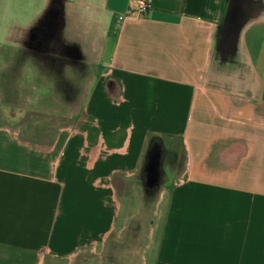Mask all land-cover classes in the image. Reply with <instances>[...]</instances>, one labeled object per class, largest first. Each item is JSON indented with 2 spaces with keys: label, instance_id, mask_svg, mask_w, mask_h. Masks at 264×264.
I'll return each mask as SVG.
<instances>
[{
  "label": "crops",
  "instance_id": "1",
  "mask_svg": "<svg viewBox=\"0 0 264 264\" xmlns=\"http://www.w3.org/2000/svg\"><path fill=\"white\" fill-rule=\"evenodd\" d=\"M91 1L88 32L66 0L61 53L19 52L42 76L21 80L20 101L57 122L13 125L0 109V264L107 241L156 156L162 226L147 264H264V0H151L145 17H125L131 0ZM78 50L95 70L76 98Z\"/></svg>",
  "mask_w": 264,
  "mask_h": 264
},
{
  "label": "rangeland",
  "instance_id": "2",
  "mask_svg": "<svg viewBox=\"0 0 264 264\" xmlns=\"http://www.w3.org/2000/svg\"><path fill=\"white\" fill-rule=\"evenodd\" d=\"M73 1L77 3L75 13L78 20L75 27L82 31H88L85 25L94 4L91 0ZM48 11L49 0H0V64L1 66L4 63L9 64L7 69L0 68V87L4 92V101L0 103V109L4 107L3 105L11 106V113H13L12 117L7 116L1 121L8 120L13 125L27 124L31 128L35 126L37 120L43 121L44 124H56L57 122V119L52 117L44 119L38 117L37 112L29 109V102L20 101L21 92L26 90L20 86L21 80H25V77L31 80L36 77L42 78V76H37L34 66L24 68L25 65L21 64L19 39L31 27L33 30L39 23V18ZM79 44L80 48L81 44L85 50L88 48L87 43L83 44L79 40L76 44L77 49ZM78 51H76V55L82 58L81 51ZM77 66L74 72L77 81L76 98L82 94L81 84L88 76L87 74L95 70V65L91 63L86 64L85 68L79 64ZM46 100L48 99H45L44 102ZM56 104L63 110L67 108L62 102ZM26 111H29L28 116H26ZM174 144L177 145L178 151L180 149L183 151L180 141ZM158 164H160L158 156L152 157L150 165L156 168ZM164 169L168 174L165 184L169 185L174 176V169L168 163L164 165ZM148 170L139 176L138 193H125V197L123 196L127 206L126 213L107 241L96 246H89L81 253L67 259L53 258L46 264H147V258L157 249L156 243L159 240L162 226L161 210L157 205L159 187L151 186L150 180H148L150 177ZM153 239L154 241H152Z\"/></svg>",
  "mask_w": 264,
  "mask_h": 264
},
{
  "label": "flooded vegetation",
  "instance_id": "3",
  "mask_svg": "<svg viewBox=\"0 0 264 264\" xmlns=\"http://www.w3.org/2000/svg\"><path fill=\"white\" fill-rule=\"evenodd\" d=\"M66 12V0H49V11L39 18V23L35 26L33 30L32 27L27 30L20 39V58L22 61L26 62L34 54H39L42 56V53L52 55L61 53L64 49V44L62 38L57 34L61 30V26L65 20ZM238 22L235 21L233 27ZM48 57V56H44ZM76 59L74 63L79 64L83 63L79 60V56L73 55ZM44 59V58H43ZM42 62L47 64V66L53 69V60L51 58L47 61ZM65 61L61 55L58 56L57 61H54V64L60 65L64 64ZM57 66V67H58Z\"/></svg>",
  "mask_w": 264,
  "mask_h": 264
},
{
  "label": "built area",
  "instance_id": "4",
  "mask_svg": "<svg viewBox=\"0 0 264 264\" xmlns=\"http://www.w3.org/2000/svg\"><path fill=\"white\" fill-rule=\"evenodd\" d=\"M151 7V0H131L129 7L130 9L125 17L131 15H135L137 17H145L150 12Z\"/></svg>",
  "mask_w": 264,
  "mask_h": 264
},
{
  "label": "trees",
  "instance_id": "5",
  "mask_svg": "<svg viewBox=\"0 0 264 264\" xmlns=\"http://www.w3.org/2000/svg\"><path fill=\"white\" fill-rule=\"evenodd\" d=\"M158 137L153 136L150 140V149L148 152V156L152 153V149L159 143ZM149 164H150V157L147 158L143 168H142V173L144 174L148 169H149Z\"/></svg>",
  "mask_w": 264,
  "mask_h": 264
}]
</instances>
